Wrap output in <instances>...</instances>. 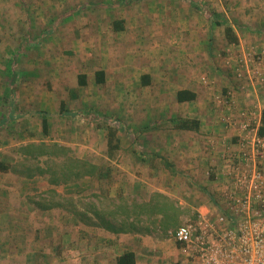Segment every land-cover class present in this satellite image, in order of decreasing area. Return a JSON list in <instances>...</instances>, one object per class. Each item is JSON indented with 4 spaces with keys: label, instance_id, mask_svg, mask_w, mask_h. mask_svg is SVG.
<instances>
[{
    "label": "crops",
    "instance_id": "crops-1",
    "mask_svg": "<svg viewBox=\"0 0 264 264\" xmlns=\"http://www.w3.org/2000/svg\"><path fill=\"white\" fill-rule=\"evenodd\" d=\"M22 1L24 8L5 11V30L0 35L8 49L0 65V100L8 101V107H0L4 144L0 155L4 157L1 151L11 145L5 142L10 140L7 129L12 130V118L15 128L23 118L21 110L12 113V92L20 95L19 88L11 87V73L27 72L21 85L37 73V78L51 82V88L39 91L32 102L42 111L37 113L46 119L47 131L50 123L61 124L63 116L75 115L82 102L111 112L127 129L116 133L119 155L134 146V135L146 145L142 156H151V163L144 159L133 172L139 175L138 170H147L151 190L174 198L197 215L215 217L223 211L218 198L227 182L223 158L239 151L244 140L240 110L255 107L259 111L252 125L259 136L264 135V87L235 79L230 71L234 59L230 64L219 53L255 51L264 58V0H199L200 4L197 0ZM225 27L232 28L235 42L226 39ZM223 68L228 71L224 73ZM97 70L104 73L103 83L95 81ZM80 74L85 76L81 87L95 85L91 95L72 91L70 82L56 87L64 79L77 85ZM178 90H188L193 97L179 101ZM145 95L150 99L145 100ZM229 96L232 104L225 101ZM225 117L235 121L227 124ZM85 132L75 131L70 137L84 139ZM71 141L68 145L74 148L82 144ZM244 141L246 151L253 152L251 141ZM88 145L92 149L93 144ZM88 145H84L87 151ZM87 151L75 154L84 157ZM10 186L0 179V222L7 218L26 230L8 231L5 222V231L0 232V264H104L103 253L115 264L125 251L135 253L136 264H192L175 241L76 223L67 231V227L59 228L60 221L44 217V211L29 216L24 210L26 201L11 202ZM28 224L35 228L31 233ZM63 246L77 247L66 251L80 250L82 260L80 256L72 262L63 259ZM101 247L105 251H99Z\"/></svg>",
    "mask_w": 264,
    "mask_h": 264
},
{
    "label": "rangeland",
    "instance_id": "rangeland-1",
    "mask_svg": "<svg viewBox=\"0 0 264 264\" xmlns=\"http://www.w3.org/2000/svg\"><path fill=\"white\" fill-rule=\"evenodd\" d=\"M196 2L200 4L202 1L200 2L199 0H197ZM19 7L22 8L25 7V4L22 0H0V18H1L0 35L4 33L5 30L3 15L7 11L10 12V10L12 9L18 10ZM4 44H5V40L0 38V65L4 64L3 62L4 51H8V49L4 48V46L7 45V42L5 45ZM242 52H248V51H242ZM242 52L238 53V51L237 52L235 51L234 53H232L230 51V54H228L227 52V54L224 55V53H221L220 51L219 54L221 56H225V60L228 58L231 64V61L238 54ZM233 65L234 62L230 67V71L231 74L234 76L232 72ZM78 67L82 68L83 65L79 64ZM223 71L224 73H226L228 69L226 70L223 68ZM19 73L22 74L19 75ZM2 76L3 73L0 71V85H1L0 91L3 87ZM15 76H16V83L14 82ZM27 76L28 74L24 70L20 71L17 69L16 73H14V71L11 73V77H13L11 87L13 89L19 88L18 93L20 95V97L15 96L14 92H12V108H13L12 113L13 115L17 113H21L19 111L21 110L23 113L22 114L23 118L21 119V124L19 123L21 127L16 126V128H15V124H13L14 119L12 118V123H11L12 130L10 128L7 129L10 135V140L9 141L6 140L5 142V144L11 143V145L4 148L1 151V154L4 155V157L0 155V159L4 162H7L12 169L13 167H15V164L17 165L19 161H22L21 154H19L16 150L17 147L24 145L26 143L34 142L38 144L44 142L47 144H59L63 147H67L69 149L70 154L73 156H76L75 152L82 153L87 151V148H85L84 145L87 147L88 144L92 143L93 144L92 149L89 148L88 145V148L90 150H88L86 154H84L85 155L84 157H79V158L86 159L94 163L95 165L99 166L103 175L100 177H84L75 182L69 180L66 183L52 185L51 183H49V175L47 174H35L32 177H28L25 174L16 173L10 169V171H7L3 174L1 173L0 179L6 184L12 186V187L10 186L12 191L10 199L13 204H16L17 202L20 204L21 202L26 201L27 208H25L24 210L28 213L29 216L31 215L39 216V214H35V213H41L40 211L42 212L44 211L43 212L45 215L44 217L50 218L51 221L53 220H57L58 222L60 221L61 225H59V228L65 229L67 227V231H68L69 227H72L73 225H78V224L85 225V224L79 222L74 215L69 213V211H66L65 209L60 207H54L47 210H40L36 207L35 201H39V200L42 201L43 198L49 199V197L53 195L51 190H54L57 193V196L56 194L53 196L55 200H57L60 195L61 197L64 198V199H60V201L65 203L67 206H69L70 204L67 200L71 199L72 203L75 204L77 207H82L80 211H88L87 206L90 202L91 203L95 202L96 204L106 208L105 206L108 203H110L111 200H114L113 201L114 203L123 202L122 204H130V205H133L134 203L148 202L149 200H153V199L162 201L161 197H158L156 195L161 192H158L157 190H151L152 187L151 179L148 180V178L147 179L145 178L147 176L146 175L147 170H138L139 175H136L133 172L135 170L134 168L136 167V165L142 164L144 162V159L147 160V162L151 163V156L150 157L142 156L145 154L146 145L138 139L137 135L132 136L134 141L131 143H134V146H132L130 149L128 148L124 149L126 153L125 154L122 153V155H119V153H121V151H119V148L113 150L111 149V151H109L107 147L106 139H105V143H103L104 136L105 138L107 137L109 127H112V129H114L116 133L117 131L120 132H122L123 130L127 131V129L124 126H122L123 123L119 117H114V114L111 112L109 113L102 112L99 111L98 108H91V106L89 107L87 103L82 102V104L79 103V107H81L80 108L81 110L79 109L75 113V115L63 116L62 117L63 119L61 120L62 122L61 124L57 122L53 126L52 125L53 123H50L51 125L48 127V131L44 133L41 128L42 127L41 122L43 118L42 116L39 115L42 111L35 109L36 104L32 102L33 99L35 98V95L41 94V92L39 91H41L42 89L45 90L46 87L48 89L51 88V82L47 80L42 81L41 79L37 78L38 74L35 73V74H31V76L35 77V79L31 78V80H28L26 81V83H23L21 85V82H19L20 79L22 77H27ZM242 82L243 85H248L245 79L242 80ZM64 83H69V86L72 88V91L79 92L80 94L84 93V95H91V93L95 91L93 87L95 85H92V87L89 88L87 87L88 85L86 83L85 85L86 87H81L80 86L81 84H79V82L76 85L72 83V81H70L69 79H64L63 81L61 80L57 82L58 85H56V87H62V84ZM203 83H206L205 78L203 80ZM255 85L257 84L255 83ZM242 88L244 90L245 86H243ZM73 98L76 99L79 98V96L75 97L74 95ZM144 99L148 100L150 98H148L147 95H145ZM146 104L148 103L146 102ZM3 106L8 107V101L7 100L3 101V99H1L0 107ZM75 122L78 124L76 125ZM84 130H86V132ZM75 131L80 132L81 135L83 134V132H85V136H84L85 138L74 139L73 137ZM70 133H72L71 135H73V137L72 136L70 137ZM6 136L8 137V135ZM87 136L88 139H86ZM123 136L126 137V134H123ZM116 138L113 140V143L116 141ZM70 141L73 143L75 141H82V144H77L78 148L77 147L74 148V146L71 147L70 145H68ZM101 141L102 144L100 143ZM3 145H4L3 142H1L0 140V147H3ZM136 152L138 153V155L136 154L135 156ZM120 156L122 157V159ZM41 159H42L41 157L38 158L39 164L44 165V163L41 162ZM17 167L18 169H20L22 166H17ZM136 172L137 171H135V173ZM148 176L151 177V175ZM143 178H145L144 181L146 182L142 181ZM93 193L99 196L95 198L93 196ZM170 199L174 201L175 207H177L178 209L179 218L177 225H181L185 222H192V223L196 222L197 214L194 213V210L176 203L177 201L174 198H170ZM140 217L142 219L141 225L147 227L150 230V233L149 234L145 233V235L151 236L152 238H157L164 242L174 241L170 236L167 235V233L164 231L161 225V220L164 219L162 218L163 215L161 212L151 213L146 210L144 211V213L141 214ZM7 221L8 219L6 218L0 222V232L5 231L3 227L5 226V222ZM7 224L10 227L8 231L16 230L17 232L18 230L21 231L22 229L26 230L24 228L21 229V226L19 224L13 222H7ZM49 224L47 223L46 225ZM92 227H96V226H92ZM173 228L175 227L173 226L170 227L171 230ZM34 229L35 228H33V224H28V230H27L29 231L28 233L33 232ZM76 248L77 247H73V248L64 247V246L61 247L60 253L61 255H64L63 259L72 262L75 258H77V256H80L79 259L82 260L81 255L83 254L80 252V250L77 249L79 252H77V250H73L72 254L66 251L68 249H76ZM101 250L105 251L103 247H101L99 251ZM100 253L101 252H99V254ZM101 258L103 259L102 262H104V264H111V260L108 259V256L105 253L101 254ZM188 261L192 264H198L189 258ZM179 262L180 260L178 259L175 263H179Z\"/></svg>",
    "mask_w": 264,
    "mask_h": 264
},
{
    "label": "built area",
    "instance_id": "built-area-1",
    "mask_svg": "<svg viewBox=\"0 0 264 264\" xmlns=\"http://www.w3.org/2000/svg\"><path fill=\"white\" fill-rule=\"evenodd\" d=\"M232 72L238 80L264 87V58L260 53L238 54ZM225 101L232 104L230 96ZM255 109L239 112L243 139L251 141L253 152H247L246 141L241 140L240 150L223 158L227 182L218 198L224 210L215 217L198 213L196 222H185L167 232L181 252L198 264H264V135L259 136L252 125L259 115ZM234 121L224 118L227 124Z\"/></svg>",
    "mask_w": 264,
    "mask_h": 264
},
{
    "label": "trees",
    "instance_id": "trees-1",
    "mask_svg": "<svg viewBox=\"0 0 264 264\" xmlns=\"http://www.w3.org/2000/svg\"><path fill=\"white\" fill-rule=\"evenodd\" d=\"M225 37L228 41L235 42L237 37L235 36L231 27H225L224 29ZM84 75L80 74L78 76L79 84H84ZM96 83L104 82V73L102 70H97L95 72ZM144 83V81H143ZM193 94L188 90H178L177 100H183L192 98ZM264 123V117L262 118ZM183 124L187 123V119H181ZM190 121V120H188ZM194 123L193 120L190 121ZM41 128L44 133L47 132V121L42 119ZM116 132L112 127H109L106 142L108 150L118 148V139L116 138ZM116 141L113 143V140ZM17 152L21 154L22 161L15 167L11 169V166L2 160H0V171L7 172L10 169L16 173L25 174L28 177H32L35 174H47L49 175V183L52 185H57L60 183H66L67 181H77L84 177H100L102 172L99 166L94 163L82 159L70 154L67 147H63L59 144H47V143H26L17 147ZM41 157V162L44 165L39 164L38 158ZM17 166H22L18 169ZM53 195L49 199H44L41 201H35V205L38 209L47 210L54 207H60L69 211L72 215L76 217L79 222L85 225L96 226L103 228L107 231L113 233H126V232H138L141 234H149L150 230L147 227L141 225V214L144 211L151 213L161 212L164 219L161 220V225L164 231L167 233L171 230L170 227L173 226L172 230L176 229L178 226V209L175 207L174 201L162 193L156 194L161 197L162 201L157 199L149 200L144 203H134L122 204L114 203L111 200L104 208L95 202H90L88 204V211H80L82 207H77L72 203V200H67L69 206L60 201L64 199L59 194V198L55 200L53 196L57 193L51 190ZM96 198L99 195L93 193ZM90 212V213H89ZM115 264H136L135 253L133 251H125L115 258Z\"/></svg>",
    "mask_w": 264,
    "mask_h": 264
}]
</instances>
